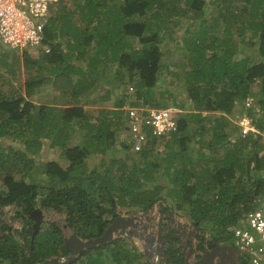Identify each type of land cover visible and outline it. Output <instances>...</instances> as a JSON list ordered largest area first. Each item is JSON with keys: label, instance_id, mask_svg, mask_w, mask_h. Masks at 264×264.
<instances>
[{"label": "trees", "instance_id": "1", "mask_svg": "<svg viewBox=\"0 0 264 264\" xmlns=\"http://www.w3.org/2000/svg\"><path fill=\"white\" fill-rule=\"evenodd\" d=\"M59 5L44 28L49 51L35 58L22 53L24 67L34 68L23 89L0 88V142H11L8 154L0 146V211L9 205L12 212L7 219V211L0 212V264H38L68 254L56 221L42 220L31 241L28 215L36 209L56 211L71 233L88 239L117 215L147 211L164 199V211H181L207 237L196 236L199 250L214 246L251 209L253 197L264 195L256 174L264 168V0ZM176 30L185 32L182 39L174 40ZM164 71L171 81H160ZM100 82L108 87L97 90ZM179 85L181 100L173 91ZM248 96L259 109L247 112L261 132L256 140L240 135L233 121ZM108 101L112 107L93 113L92 106ZM125 104L187 111L169 137L131 152L121 138ZM44 143L59 148L64 162L40 163L45 179L32 180L28 172ZM120 151L124 158L116 156ZM92 156L98 160L89 166ZM166 252L159 264H184L176 250L167 246ZM64 264L148 262L133 238L120 236Z\"/></svg>", "mask_w": 264, "mask_h": 264}, {"label": "built area", "instance_id": "2", "mask_svg": "<svg viewBox=\"0 0 264 264\" xmlns=\"http://www.w3.org/2000/svg\"><path fill=\"white\" fill-rule=\"evenodd\" d=\"M70 1L73 0H0V42L17 51L48 52L49 47L44 45L43 41L44 28L48 23L51 8L55 4ZM256 101L253 96L246 97L238 106L237 115L233 119L240 135L250 136L252 140H256L261 133L247 113L249 110H259ZM123 111L125 140L129 143L130 151L137 152L151 139L167 138L175 132L180 114H185L187 110L176 106L126 104ZM256 174L264 182V168ZM251 206L243 215L244 222L240 227L234 228L231 235L243 245L250 264H264V195L254 196ZM9 207L11 212V206Z\"/></svg>", "mask_w": 264, "mask_h": 264}, {"label": "water", "instance_id": "3", "mask_svg": "<svg viewBox=\"0 0 264 264\" xmlns=\"http://www.w3.org/2000/svg\"><path fill=\"white\" fill-rule=\"evenodd\" d=\"M43 215V212L37 209L31 211L28 215V217L33 220L31 241L39 230ZM164 216L168 219V222L165 225L163 223ZM226 229H228L227 231L229 235H231L229 226ZM164 231L172 232L173 234L175 233V236L177 235L179 237L177 244L180 245L176 246L181 247L182 244L183 248L186 249L187 243L189 244L188 253H182V258L184 259L185 264H237L234 256L235 253L239 254V252L236 248L228 244L222 245L221 240H213V248L198 253V250L196 251V248L193 246L192 237L195 235L201 236L203 235L202 232L187 223H177L174 220V216L166 211L162 210L159 213V217H157L154 214V206L143 212L117 215L113 218L103 233L96 237L81 239L76 234L70 233L64 237L63 241L68 251L67 255L49 257L38 264L71 263L77 258V256L82 254L83 251L94 248L97 245L111 242L120 236H128L135 239L137 243L139 242L148 264H159V262L164 263L168 259L166 252L167 245L169 244L174 248V244L176 243L171 241L170 238H166L163 234ZM182 234H185L189 240H185L184 242V237L181 239ZM204 238L206 240L207 237L204 236ZM195 254L198 255L194 259L193 257ZM159 259H161V261H158Z\"/></svg>", "mask_w": 264, "mask_h": 264}, {"label": "rangeland", "instance_id": "4", "mask_svg": "<svg viewBox=\"0 0 264 264\" xmlns=\"http://www.w3.org/2000/svg\"><path fill=\"white\" fill-rule=\"evenodd\" d=\"M69 3V2H68ZM60 5L59 4H55L52 8H51V11L53 10L54 8V11H55V15L57 13H59L58 11V8ZM54 16V15H53ZM184 31L183 30H176L174 33H173V38L174 40H179V39H182V37H184ZM170 42V43H168ZM173 41H170L169 39H167V41H164V43H168L169 46L171 48H175V43H171ZM6 47L0 42V52L3 50L5 52V55H7L8 57H5V55H0V88L2 90H6L8 89L9 86H12V87H15V88H18L19 86L22 88L23 87V84L25 82V78L27 77V75H31L32 71L34 70V68H32L31 70H28L27 68L24 67L23 65V59H22V53L23 51H17V50H12V51H8L7 52V49H5ZM7 52V53H6ZM28 54L30 55L31 58H35L37 57V55L39 54L38 52H28ZM164 61H167L168 59L167 58H163ZM5 61V64H3L2 62ZM162 78H160V81L162 82H167V81H171V77L170 75H167L166 72L164 71L161 75ZM100 86L97 87V90H100V89H105L106 87H108L106 84L100 82L99 84ZM23 89V88H22ZM95 91V90H94ZM129 91L133 92L132 89L129 88ZM175 91L174 95L177 96V98L179 100L183 99V87L181 85H179V88H178V91L177 90H173ZM177 91V92H176ZM96 92V91H95ZM42 96H43V99L44 98H48V94H47V90H44V92L42 93ZM65 97L70 100L71 98L68 96V95H65ZM64 98V99H66ZM253 98L256 100V97L253 96ZM66 99V100H67ZM65 100V101H66ZM57 103H69V102H64V100H59V101H56ZM110 103V101L106 102V103H103L101 105H95V106H92L91 109L94 111L93 113H96V115L98 114V110L100 108H103V107H106L108 106ZM108 109V107H106ZM237 111H238V108H237ZM236 115H237V112H236ZM83 132V131H82ZM121 138H126L125 136V133L122 132V137ZM6 143H11L10 141H7ZM4 143L2 141V143L0 142V146L1 148H3V152H5V154H8V149H7V144ZM12 145H15V146H18L20 148H23L22 145L18 142V141H14L12 142ZM130 150V149H129ZM124 151H120L119 153L116 154V156H119V157H125L124 155ZM31 155V154H29ZM50 159H53V160H61V152L59 150V148H49L46 146V144L44 143V147H42L40 149V151L36 154V157H35V161H34V164L33 166L31 167V170L28 172L29 176L32 180H38V181H42L43 179H45V176L44 175H41L39 173V166H40V163H43L44 161H47V160H50ZM98 160V158H95V157H90V158H87L86 162L89 166H91L93 164L94 161ZM61 163L64 162V159L62 161H60ZM3 173L1 172V175L2 176ZM166 197V195H165ZM9 205L4 207L3 209H1L0 212H4V211H7V215L3 214V216H5L4 218L7 219L10 217L11 215V212H9ZM44 211V215H43V220H50V221H56L58 224H60L63 229H64V233L65 235H69L71 233V231L65 227L63 225V216L59 213H57L56 211L54 210H48V211H45V209H43ZM125 215V214H124ZM245 220V216H239L237 218H235V222L233 224H231L229 226V230L233 231L234 228L236 227H240L241 224L244 222ZM12 222V226L15 227V228H20V222L18 220H11ZM183 222V221H182ZM221 237H223V240L226 244L230 245L232 244L233 246L236 247L237 251L239 253H242V255H244L245 259L246 260H249V257L246 255L245 256V252L243 250V245L239 242V240L234 237L233 235H228V233L226 232H223Z\"/></svg>", "mask_w": 264, "mask_h": 264}, {"label": "flooded vegetation", "instance_id": "5", "mask_svg": "<svg viewBox=\"0 0 264 264\" xmlns=\"http://www.w3.org/2000/svg\"><path fill=\"white\" fill-rule=\"evenodd\" d=\"M169 214H171V213H169ZM188 230H190V229H188ZM164 236L166 237V238H170L171 239V241H174V242H176L174 245H175V247L173 248V250H176V253L177 254H179L180 256H182V253H184V254H187L188 253V247H189V244L187 243V248L186 249H184L183 248V245L181 244V247L180 246H176V245H180V244H177V242L179 241V237L176 235L175 236V233L173 234L172 232H167V231H164ZM177 234V233H176ZM185 234H182V236H181V239H182V237H184V242H185V240H189V238L185 235ZM197 235H195V236H193L192 237V243H193V246L196 248V251L198 250V253H201V252H203V251H205V250H209V249H211V248H213V246L212 247H207L206 245H205V247L202 249V250H199L198 248H197V244H198V238L196 237ZM195 240V241H194ZM219 240H221V244L222 245H227L225 242H224V240L223 239H219ZM167 246H170L169 244L167 245ZM230 246H232V247H234V248H236L235 246H233L232 244H230ZM171 247V246H170ZM167 248V247H166ZM172 248V247H171ZM198 254H195L194 255V259L196 258V256H197ZM239 256H238V254H236L235 253V256H234V259H235V261H236V263L237 264H242L243 263V261L240 259V258H238ZM185 264V263H184Z\"/></svg>", "mask_w": 264, "mask_h": 264}, {"label": "crops", "instance_id": "6", "mask_svg": "<svg viewBox=\"0 0 264 264\" xmlns=\"http://www.w3.org/2000/svg\"><path fill=\"white\" fill-rule=\"evenodd\" d=\"M62 3H68V2H62ZM62 3H59V4H62ZM55 8V7H54ZM54 8H53V10L51 11V14H50V17H49V19L54 15V13H55V11H54ZM49 21V20H48ZM5 46V45H4ZM6 47V46H5ZM7 48V47H6ZM5 48V49H6ZM49 89V88H48ZM48 89H47V92H48ZM42 90H43V92H44V90H45V87H43L42 88ZM49 94V93H48ZM114 101V100H113ZM113 101L111 102L110 101V103H109V105L108 106H106V107H112V103H113ZM126 105V104H125ZM258 109V108H257ZM94 112V111H93ZM237 112V111H236ZM94 114H96V113H94ZM236 114V113H235ZM235 124V123H234ZM237 125V124H236ZM239 129V128H238ZM43 147H44V145H43ZM55 149V148H54ZM164 200V199H163ZM163 200H161L160 201V204H155L154 205V214L157 216V217H159V213L163 210V208H162V206H164V204H163ZM165 200H170L169 198H167V197H165ZM171 201V200H170ZM172 203L174 202V201H171ZM164 211V210H163ZM173 216H174V220L177 222V223H180V224H184V223H187V224H189V225H191V223L189 222L190 220L180 211V212H178V211H174L173 213H171ZM163 223H164V225L168 222V219L166 218V216H164L163 217ZM183 221V222H182ZM192 226V225H191ZM189 228V227H188ZM187 228V229H188ZM220 239H223V237H221ZM134 241L137 243V241L134 239ZM195 241V240H194ZM137 245L139 246V248L141 249L142 247H141V244L138 242L137 243ZM158 261H161V259H159Z\"/></svg>", "mask_w": 264, "mask_h": 264}]
</instances>
